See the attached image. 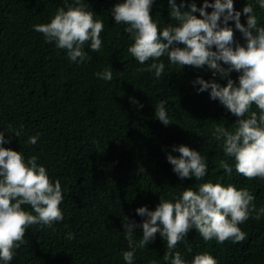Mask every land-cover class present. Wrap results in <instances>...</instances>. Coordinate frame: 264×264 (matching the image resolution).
I'll list each match as a JSON object with an SVG mask.
<instances>
[{"label":"trees","instance_id":"obj_1","mask_svg":"<svg viewBox=\"0 0 264 264\" xmlns=\"http://www.w3.org/2000/svg\"><path fill=\"white\" fill-rule=\"evenodd\" d=\"M116 2L85 0V7L104 21L105 28L100 34L101 50L85 45L90 59L77 64L33 29L34 24L48 22L57 7H66L65 0H0V131L10 137L3 146L20 150L25 158L36 155L50 178L60 179L64 195L59 205L63 219L52 227L28 226L9 264H125L122 251L129 245L123 233L124 216L139 223L143 217L135 208L145 205L152 210L159 197L172 199L184 187L195 189L205 180L247 187L255 196L256 208L264 207V180L246 178L234 167L226 174L221 166L222 160L234 162L224 155L212 131L216 124L234 130L237 117L210 99L208 91L196 92L190 83L197 76L211 78L210 72L189 65L180 69L169 65L166 57L160 58L166 64L160 80L138 71L139 63L128 52L130 35L110 15ZM195 2L199 7L203 0ZM246 3L253 4L258 24L264 23V9L254 0H233V7L242 10ZM150 15L161 26L175 23L167 0H154ZM228 23L233 25L234 39L243 44L234 22ZM109 65L111 81L94 76ZM238 75L232 71L229 77L235 81ZM214 79L226 83L218 76ZM130 97L143 107L137 108ZM161 100L168 125L154 115ZM15 130L20 132L18 137L11 133ZM37 133L36 144H27L28 137ZM179 144L207 157L205 177L180 179L172 171L166 153L178 156L172 147ZM22 207L32 211L29 205ZM239 227L246 233L244 240L220 243L205 241L190 229L186 239L192 251L182 242L177 250L187 260L208 252L217 264H264V215L259 220L250 216ZM134 233L138 240L142 229L136 227ZM166 248L157 233L154 241L136 249L134 264L150 260L170 264L163 259Z\"/></svg>","mask_w":264,"mask_h":264},{"label":"clouds","instance_id":"obj_2","mask_svg":"<svg viewBox=\"0 0 264 264\" xmlns=\"http://www.w3.org/2000/svg\"><path fill=\"white\" fill-rule=\"evenodd\" d=\"M167 2L175 23L163 26L150 15L154 0H117L110 10L113 22L124 25V31L130 35L128 52L139 63L137 70L150 72L160 80L166 72L165 61L160 58L166 57L169 65L180 69L189 65L209 71L211 78L197 76L190 83L196 92L208 91L210 99L218 100L237 117L234 130L216 124L212 131V136L221 141L224 155L234 162L222 160L224 172L231 174L234 167L246 178L264 180V23L258 24L252 3L235 10L233 0H211V3L203 0L199 7L195 0H188L184 10L185 0H180L179 5L176 0ZM254 3L264 9V0ZM65 5L57 7L48 22L34 24L33 29L42 33L45 41L64 49L70 62L80 64L90 59L85 45L92 51L101 50L100 34L105 24L85 7V0L72 3L65 0ZM207 8L212 10L208 12ZM242 13L246 14L244 23L240 20ZM229 21L234 22L243 44L234 39ZM232 71L239 73L235 81L229 77ZM94 76L111 81L113 70L109 65L94 72ZM217 76L226 79V83L221 85L214 79ZM129 99L137 108L143 107L134 97ZM154 115L164 125L170 124L163 100L156 105ZM11 133L20 135L18 130ZM39 135L29 136L26 143L36 144ZM9 142L10 137L0 131V264H9L13 259L28 226L52 227L63 219L59 206L64 200L60 179L52 180L45 165L37 163L36 155L25 158L20 150L3 146ZM172 152L179 155L166 153V160L180 179L192 177L197 181L205 177L207 157L200 151L179 144L172 147ZM254 200L247 187L205 180L195 189L184 187L172 199L159 197L152 210L139 206L134 210L143 217L139 223L124 216L122 227L129 247L122 251L123 261L134 264L136 249L146 247L159 233L167 243L163 259L170 264H217L208 252L185 259L177 250L178 243H184L187 251H192L186 239L190 229L198 231L205 241L244 240L246 233L239 225L250 216L259 220L264 215V207L257 209ZM23 205H29L32 211ZM136 227L142 229L138 240L134 239ZM71 235L68 233L69 238ZM148 264L157 261L150 260Z\"/></svg>","mask_w":264,"mask_h":264}]
</instances>
